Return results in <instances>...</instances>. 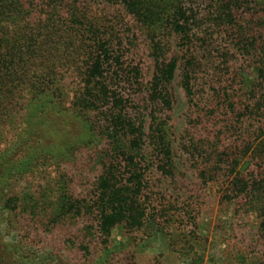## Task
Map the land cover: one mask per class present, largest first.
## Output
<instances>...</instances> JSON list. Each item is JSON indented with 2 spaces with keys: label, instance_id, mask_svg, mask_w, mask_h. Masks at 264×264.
<instances>
[{
  "label": "trees",
  "instance_id": "1",
  "mask_svg": "<svg viewBox=\"0 0 264 264\" xmlns=\"http://www.w3.org/2000/svg\"><path fill=\"white\" fill-rule=\"evenodd\" d=\"M185 171L264 264V0H0V264H43L36 233L74 264L119 226L195 239Z\"/></svg>",
  "mask_w": 264,
  "mask_h": 264
},
{
  "label": "rangeland",
  "instance_id": "2",
  "mask_svg": "<svg viewBox=\"0 0 264 264\" xmlns=\"http://www.w3.org/2000/svg\"><path fill=\"white\" fill-rule=\"evenodd\" d=\"M244 78L248 83H251L253 72L251 70L246 71ZM176 94L177 104L174 108V121L176 128L179 129L184 125L183 116L187 110V103L179 87L176 88ZM5 144L6 142L1 146ZM79 154H92V151H83ZM88 160L87 156L79 158V171L82 170L85 179L92 175L90 167L86 169ZM182 162L183 160L179 164L180 169L183 168ZM67 169L69 171L74 168L68 167ZM185 174L193 185L188 189L190 190L189 193L183 194V191H179L177 193L171 192V195L173 197L179 195V201L191 198L199 203L200 208L195 218L197 223L195 239L173 238V236L155 229H151L148 233H134L119 226L113 230L107 248L94 255L92 264H230L234 254V250L232 251L230 248H237L240 245L239 241H243L248 246L250 254H258L263 243L255 229L251 227V220L245 221L250 222L249 224L244 223L245 226L242 228L243 239L231 234L229 230L230 220H228V216L220 204L219 188L215 185L200 186L191 173L185 171ZM27 231H29L28 228ZM8 238L12 239L13 236ZM26 242L29 243V248L35 252L36 260L43 264H60L58 261L63 260H66L67 264H74L76 261L62 250L54 251L51 254L47 250V244L54 243L49 237L44 238L39 233L31 234Z\"/></svg>",
  "mask_w": 264,
  "mask_h": 264
}]
</instances>
